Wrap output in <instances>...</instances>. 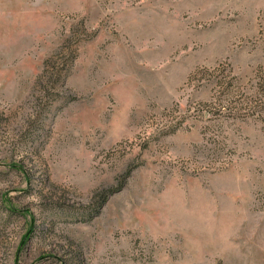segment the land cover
Here are the masks:
<instances>
[{"label":"rangeland","instance_id":"rangeland-1","mask_svg":"<svg viewBox=\"0 0 264 264\" xmlns=\"http://www.w3.org/2000/svg\"><path fill=\"white\" fill-rule=\"evenodd\" d=\"M0 264H264V0H0Z\"/></svg>","mask_w":264,"mask_h":264}]
</instances>
